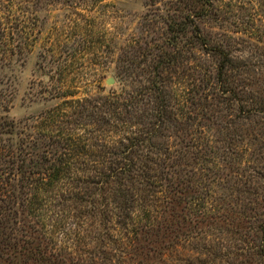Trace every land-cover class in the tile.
Here are the masks:
<instances>
[{"label":"rangeland","instance_id":"374dc122","mask_svg":"<svg viewBox=\"0 0 264 264\" xmlns=\"http://www.w3.org/2000/svg\"><path fill=\"white\" fill-rule=\"evenodd\" d=\"M151 133L132 154L157 156L170 203L154 250L123 258L107 185L85 179ZM48 238L120 264H264V0H0V264Z\"/></svg>","mask_w":264,"mask_h":264},{"label":"trees","instance_id":"16d2710c","mask_svg":"<svg viewBox=\"0 0 264 264\" xmlns=\"http://www.w3.org/2000/svg\"><path fill=\"white\" fill-rule=\"evenodd\" d=\"M224 56L221 67L225 65V53L220 51ZM154 121H149V132L155 129L156 121L163 117L162 114H153ZM154 134L146 135L147 138L129 137L126 136V143H121L119 158H110L107 160L108 170L104 173H96L87 176L85 180L91 181L98 186L106 184L108 192H110L111 208H108L110 215L115 216L114 226L116 224L120 227L121 233L112 234L114 231L111 228L107 239L108 243L122 244L121 256L123 258L130 254L129 250L144 249L154 250L150 245L153 243L150 238L151 235H157L158 227L161 220L165 219L167 208L170 203V191L168 190L169 181L167 174L155 173L152 171V166L157 164V156L152 157L149 154H132L133 149L154 147L151 137ZM114 154H117L114 152ZM56 160V159H54ZM51 160L45 171L39 172V179L45 181L51 175L53 179L57 178L59 174V164ZM82 176V175H81ZM79 177V180L81 179ZM59 177V176H58ZM84 178V177H83ZM37 179L34 176L33 180L27 179L28 184L31 185L29 189H37ZM164 180V182H163ZM1 189H3L1 187ZM103 210V211H102ZM106 212V206L101 209ZM101 212V213H102ZM40 231V230H38ZM109 235V236H108ZM141 243L139 246V241ZM50 243L32 245L33 240L28 242L27 252L28 257L34 264H120L119 257H115L107 250H100L91 252L90 256L83 258L80 254L64 255L56 244L48 238ZM119 252V248H116ZM144 252V251H142ZM27 254V253H26ZM126 260V259H125Z\"/></svg>","mask_w":264,"mask_h":264}]
</instances>
